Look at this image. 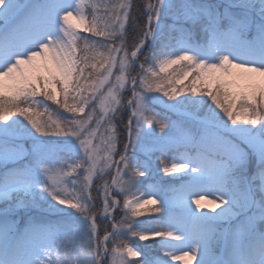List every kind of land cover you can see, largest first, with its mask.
<instances>
[{"label":"snow or ice","instance_id":"1","mask_svg":"<svg viewBox=\"0 0 264 264\" xmlns=\"http://www.w3.org/2000/svg\"><path fill=\"white\" fill-rule=\"evenodd\" d=\"M133 7L0 0V264H264V0Z\"/></svg>","mask_w":264,"mask_h":264},{"label":"trees","instance_id":"2","mask_svg":"<svg viewBox=\"0 0 264 264\" xmlns=\"http://www.w3.org/2000/svg\"><path fill=\"white\" fill-rule=\"evenodd\" d=\"M148 2V0H133V16L137 18V21H143L145 19L143 13H144V5ZM223 12V10L221 11ZM133 35L132 29L129 28V37ZM132 43L131 38L129 39V44ZM148 49H145V55L148 53ZM148 56V55H147ZM145 57L141 56L140 61L144 62ZM150 59V60H149ZM148 63H151V57L148 58ZM138 71V69H137ZM135 74V73H133ZM126 95H130V92L126 93ZM185 95H191L189 93H185ZM183 97H181L182 99ZM193 99H198V97H193ZM207 99V98H206ZM45 103L50 104L52 110H56L57 106L54 104H51V102L45 101ZM208 103H211L209 100ZM129 111L127 108L124 109L122 113L119 114V116L116 119V126H117V131L118 133L121 134V140L122 143L126 141V132L124 129V125L127 123ZM23 119V118H21ZM122 143L120 147L122 148ZM93 196H96L95 189H93ZM122 201V198H121ZM97 204H99V201H97ZM53 211L48 208V205L43 202V201H37L36 206L30 207V208H20L17 209V215L15 216V219L20 222L22 221L23 223H27L30 219H36V220H43V221H48L52 223L54 222V214L52 213ZM116 219L118 220L120 216L122 215L121 211L119 209L116 210L114 213ZM107 227L109 231H111V224L108 222H105L104 224H101L100 226V234L103 235L104 228Z\"/></svg>","mask_w":264,"mask_h":264},{"label":"rangeland","instance_id":"3","mask_svg":"<svg viewBox=\"0 0 264 264\" xmlns=\"http://www.w3.org/2000/svg\"><path fill=\"white\" fill-rule=\"evenodd\" d=\"M200 2H205V3H209V4H214V5H225L228 2V0H200ZM222 10H223V6L220 7V11H222ZM164 23L171 24L172 20L167 19L164 21ZM184 26L185 27H191L189 24H185ZM84 35H89V34L85 33ZM173 35H178V34L174 33ZM147 55L149 58L151 57L149 52L147 53ZM189 80H191V77H189ZM185 83H188V81H185ZM189 94H191V93H189ZM205 99H206V97H205ZM156 110L161 111V108L159 106H157ZM53 111L55 112V110H53ZM166 114L174 121L180 119V117L178 116L177 113L167 112ZM65 115H68V114L65 113ZM53 118L54 119L56 118L55 115H53ZM157 155H159V154H157ZM177 175H179V174H177ZM150 183H160V184H163L166 186L168 183H179V181L176 179L170 180L167 176H165L163 174V172H156L152 178H149L148 180L145 181L143 188H147L148 184H150ZM60 207H63V206H60ZM193 207H195V206L193 205ZM206 210L207 209H205V211ZM52 213L55 215L54 216V222H62V221H66L69 219V217H67L64 214H61V213H58L55 211H53ZM139 219L140 220H147L148 217L142 216ZM153 226H155V225H153ZM125 239H127V237H125ZM158 239L159 238H157V240L139 241L137 238H132L129 242L134 244L137 247L144 249V251L148 254V256L151 257L154 255L152 249L155 247L156 243L158 242Z\"/></svg>","mask_w":264,"mask_h":264}]
</instances>
